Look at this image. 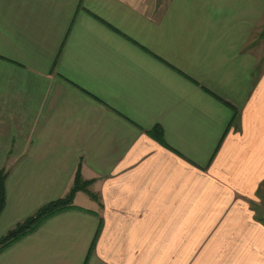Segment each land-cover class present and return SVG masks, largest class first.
I'll return each instance as SVG.
<instances>
[{"label": "crops", "instance_id": "1", "mask_svg": "<svg viewBox=\"0 0 264 264\" xmlns=\"http://www.w3.org/2000/svg\"><path fill=\"white\" fill-rule=\"evenodd\" d=\"M77 170L0 264H264V0H0V237Z\"/></svg>", "mask_w": 264, "mask_h": 264}, {"label": "trees", "instance_id": "2", "mask_svg": "<svg viewBox=\"0 0 264 264\" xmlns=\"http://www.w3.org/2000/svg\"><path fill=\"white\" fill-rule=\"evenodd\" d=\"M152 135L156 139L162 141L159 129H156L155 132L152 133ZM4 179L5 175L3 173H0V213L3 210L5 202ZM90 184L91 180L82 179L80 171L77 170L74 175L72 184L64 196L44 204L35 213L28 216L21 222L15 224L3 236L0 237V250L10 246L24 236L34 232L49 217L64 210L73 208V198L78 191H84L88 193L92 198L97 199L96 195L88 190Z\"/></svg>", "mask_w": 264, "mask_h": 264}]
</instances>
